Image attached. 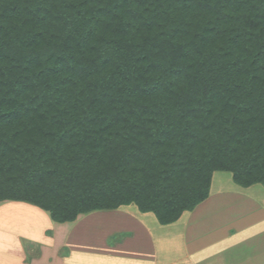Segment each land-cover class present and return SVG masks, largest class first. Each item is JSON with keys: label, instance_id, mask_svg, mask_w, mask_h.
<instances>
[{"label": "trees", "instance_id": "trees-1", "mask_svg": "<svg viewBox=\"0 0 264 264\" xmlns=\"http://www.w3.org/2000/svg\"><path fill=\"white\" fill-rule=\"evenodd\" d=\"M217 168L264 185V0H0V201L166 225Z\"/></svg>", "mask_w": 264, "mask_h": 264}, {"label": "crops", "instance_id": "crops-1", "mask_svg": "<svg viewBox=\"0 0 264 264\" xmlns=\"http://www.w3.org/2000/svg\"><path fill=\"white\" fill-rule=\"evenodd\" d=\"M0 264H264V205L210 193L177 222L117 208L58 223L24 201H0Z\"/></svg>", "mask_w": 264, "mask_h": 264}, {"label": "rangeland", "instance_id": "rangeland-1", "mask_svg": "<svg viewBox=\"0 0 264 264\" xmlns=\"http://www.w3.org/2000/svg\"><path fill=\"white\" fill-rule=\"evenodd\" d=\"M225 189H236V190L243 191L247 194H250L251 196L259 200L264 205V185H262L261 183L255 182V183H251L246 186H241L234 181L233 173L230 170L225 169V168L214 169L211 172L210 181H209V185L207 188V194L209 195L210 193H213L215 191L225 190ZM118 208H123L125 210L135 212L137 214H144V215L147 214V215L153 216V218L157 220L155 213L152 210L143 211L135 202H129L127 204L120 205ZM188 212L189 211H186V210L182 211L179 217L174 222H177L182 216H184ZM81 215L82 214L77 215L75 220ZM73 221H69L68 223H71Z\"/></svg>", "mask_w": 264, "mask_h": 264}]
</instances>
